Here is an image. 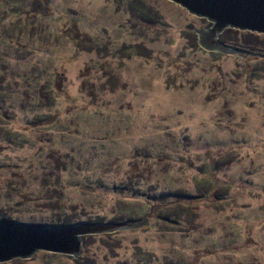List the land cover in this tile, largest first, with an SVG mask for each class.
<instances>
[{
    "label": "rangeland",
    "instance_id": "obj_1",
    "mask_svg": "<svg viewBox=\"0 0 264 264\" xmlns=\"http://www.w3.org/2000/svg\"><path fill=\"white\" fill-rule=\"evenodd\" d=\"M212 24L170 0H0V218L149 221L84 236L81 263L0 264H264V34L225 29L226 55L199 45Z\"/></svg>",
    "mask_w": 264,
    "mask_h": 264
},
{
    "label": "water",
    "instance_id": "obj_2",
    "mask_svg": "<svg viewBox=\"0 0 264 264\" xmlns=\"http://www.w3.org/2000/svg\"><path fill=\"white\" fill-rule=\"evenodd\" d=\"M189 13L212 22L199 31V45L226 55L240 52L219 41L220 34L233 28L264 34V0H170ZM149 226V221L127 223L41 224L22 223L0 218V263L27 259L33 254L57 253L79 256L86 246L84 236Z\"/></svg>",
    "mask_w": 264,
    "mask_h": 264
},
{
    "label": "trees",
    "instance_id": "obj_3",
    "mask_svg": "<svg viewBox=\"0 0 264 264\" xmlns=\"http://www.w3.org/2000/svg\"><path fill=\"white\" fill-rule=\"evenodd\" d=\"M220 40H221V42H224V41H225L223 36L221 37ZM224 43H225V42H224ZM100 221H102V220H98V222H100ZM95 222H96V221H95Z\"/></svg>",
    "mask_w": 264,
    "mask_h": 264
}]
</instances>
